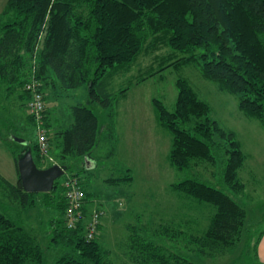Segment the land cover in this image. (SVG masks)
<instances>
[{"label": "trees", "instance_id": "1", "mask_svg": "<svg viewBox=\"0 0 264 264\" xmlns=\"http://www.w3.org/2000/svg\"><path fill=\"white\" fill-rule=\"evenodd\" d=\"M158 45L191 54L173 65L197 59L192 52L202 49L198 59L204 78L236 96L239 109L264 127V0H7L0 13V122L14 123V117L6 116L13 111L36 124L27 111L31 94L26 87L37 80L46 102L50 154L52 148L60 151L59 162L53 164L67 172L73 163L85 171V160L92 157L103 131L91 105L108 109L125 97L128 89L111 92L113 79ZM81 88L87 91L88 104L71 106L70 124L61 125L51 106ZM176 88L174 111L158 99L152 102L158 125L172 137L170 166L191 176L173 183L171 190L211 206L215 214L200 234L182 229L181 219L179 225L161 223L156 229L129 225L122 264H196L170 244L183 238L200 256L214 258L237 248L245 236L248 212L238 199L246 190L239 177L248 159L242 144L235 132L211 118L210 106L186 80L178 79ZM7 129L6 134L0 129V139L13 156L18 177V160L28 150L42 169L39 163L48 161L38 143H17L11 139V126ZM214 167L221 169L229 191L195 176ZM124 173L112 181L132 182L131 170ZM62 183L56 182L49 193H26L20 178L12 184L0 176V191L11 205L0 211V264H119L103 238L107 212L82 184L83 220L76 229L67 228ZM12 206L24 214L25 222L7 214L15 213ZM39 207L49 216L46 240L28 224L30 213ZM95 213L102 214L98 234L88 240ZM263 236L251 264H264L257 255Z\"/></svg>", "mask_w": 264, "mask_h": 264}, {"label": "rangeland", "instance_id": "2", "mask_svg": "<svg viewBox=\"0 0 264 264\" xmlns=\"http://www.w3.org/2000/svg\"><path fill=\"white\" fill-rule=\"evenodd\" d=\"M6 2L7 0H0V13ZM202 52V49H197L192 52L197 59L173 65L172 62L191 54L173 52L169 47L158 45L154 49L151 47L149 52L145 51L130 70L116 76L111 83V92L117 95L121 89H128L125 97L108 109H103L98 104L91 105L99 115L103 127L100 143L92 154L97 160V167L79 171L78 165L72 163L70 170L58 180L63 182L68 176H78L84 190L106 210L103 238L115 253L119 264L126 261L121 247L124 246L129 225L156 229L161 223L179 225L181 219L182 229L190 234H200L208 228L210 219L215 214V209L211 206L201 205L179 193L176 194L183 197L177 199L171 190L173 183L191 176L179 173L170 166L172 137L158 125L152 102L153 99H158L169 111H174L178 79H184L192 86L200 99L210 106L211 118L224 129L235 132L242 144L248 159L239 172V177L246 190L238 199L248 212V220L243 240L225 256L202 257L194 244L183 238L170 245L196 264H251L255 258L258 238L264 232V127L239 109L236 96L204 78L198 59ZM173 53L175 57L169 58ZM143 78L146 80L141 81ZM55 99L51 97V100ZM78 104H88L85 88L70 91L67 98L56 100L51 106L52 117L68 125L71 122L70 107ZM17 115L19 118L14 123L7 120L0 122V129L6 134L7 127L11 126V131L18 138L35 146L38 143L37 125L30 122L25 113L18 112ZM6 116L12 120L13 111ZM111 135L114 137L111 138ZM51 154L50 161L39 163L42 169L59 162L60 151L52 148ZM0 164V176L12 184H18L13 159L7 155L0 159ZM127 169L131 170L132 182L112 181L119 179ZM195 176L219 189L228 190L223 184L219 168L200 170ZM8 202L0 191V211H6L5 205L11 206ZM12 207L15 213L7 214L17 222H25L24 214L15 206ZM177 210L183 211L184 218H181L179 212H174ZM48 222L49 216L41 207L30 213L28 224L36 230L40 239L46 240L48 237ZM196 230L198 233H194Z\"/></svg>", "mask_w": 264, "mask_h": 264}, {"label": "built area", "instance_id": "3", "mask_svg": "<svg viewBox=\"0 0 264 264\" xmlns=\"http://www.w3.org/2000/svg\"><path fill=\"white\" fill-rule=\"evenodd\" d=\"M41 84L33 79L26 87L31 94V98L27 103V111L34 116L38 131V147L41 157L45 161L51 160L49 131L44 126V112L46 110V102L44 95L40 90ZM68 202L65 222L70 230L76 229L79 222L83 220V207L85 193L81 187V182L76 177L68 176L62 183ZM101 213H95L93 223L90 224V231L87 234L88 240H93L98 234V226L100 224Z\"/></svg>", "mask_w": 264, "mask_h": 264}, {"label": "water", "instance_id": "4", "mask_svg": "<svg viewBox=\"0 0 264 264\" xmlns=\"http://www.w3.org/2000/svg\"><path fill=\"white\" fill-rule=\"evenodd\" d=\"M14 141L22 145L28 142L21 138H14ZM88 159L85 160L87 163ZM18 172L21 186L26 193H49L54 190L56 182L62 178L66 169L58 164L48 168H39L34 160L31 150H28L18 160Z\"/></svg>", "mask_w": 264, "mask_h": 264}, {"label": "crops", "instance_id": "5", "mask_svg": "<svg viewBox=\"0 0 264 264\" xmlns=\"http://www.w3.org/2000/svg\"><path fill=\"white\" fill-rule=\"evenodd\" d=\"M13 115H14L13 117L15 119L14 121H16V119L19 118V116L15 112L13 113ZM61 125H63V124L61 123ZM15 136L16 135L11 131V139L12 140L14 139ZM7 155L10 156L11 159H13V156L11 155L6 144L0 139V159L7 157ZM13 161H14V159H13ZM7 165H8V163H7ZM0 166L2 167L1 164H0ZM85 166L88 169H95L97 167V160H95L93 157H91L88 159L87 163H85ZM15 168H16V165H15ZM16 178L17 179L19 178L18 173H17V169H16ZM174 195H176L177 199H180L181 197H183V196L176 194V193ZM174 212H179V214L181 215V218H184V213H182L183 211L177 210ZM257 255H258L259 261L261 263H264V236L262 237V239L260 240V243L258 245Z\"/></svg>", "mask_w": 264, "mask_h": 264}]
</instances>
